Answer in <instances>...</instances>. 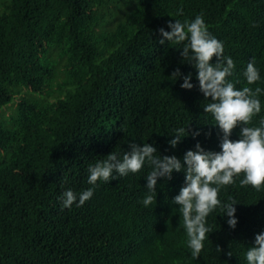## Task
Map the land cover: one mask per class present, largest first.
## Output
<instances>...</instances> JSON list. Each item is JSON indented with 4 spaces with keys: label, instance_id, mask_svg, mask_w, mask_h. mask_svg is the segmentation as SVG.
<instances>
[{
    "label": "trees",
    "instance_id": "16d2710c",
    "mask_svg": "<svg viewBox=\"0 0 264 264\" xmlns=\"http://www.w3.org/2000/svg\"><path fill=\"white\" fill-rule=\"evenodd\" d=\"M201 13L234 61L227 79L264 90V0H0V264H247L248 248L264 233V186L241 187L244 174L219 192L223 203H238L236 228L213 211L198 259L173 203L184 172L159 179L148 207L146 165L98 181L83 206L62 210L64 191L93 187L90 164L114 151L122 156L132 143L181 162L197 143L222 151L223 133L203 109L211 98L183 62V45L159 43L160 28ZM253 57L261 79L249 85L243 73ZM177 68L191 73L193 89L170 78ZM258 99L261 112L249 127L264 119V91ZM245 126L230 139H241ZM181 128L188 135L172 148Z\"/></svg>",
    "mask_w": 264,
    "mask_h": 264
},
{
    "label": "clouds",
    "instance_id": "9594fccd",
    "mask_svg": "<svg viewBox=\"0 0 264 264\" xmlns=\"http://www.w3.org/2000/svg\"><path fill=\"white\" fill-rule=\"evenodd\" d=\"M178 14L182 15V9ZM167 27L171 31L159 29L160 35L164 37L159 43L163 45L167 41L183 45L179 50L183 62L187 61L197 70L199 89L206 100L211 98L212 102L204 105L203 109L204 113L212 114L215 126L223 133L220 143L222 151H205L197 143L195 151H187L181 162L175 156L157 155V149L151 144L144 143L141 147L132 143L131 151L124 152L122 156L114 151L104 160L90 164L87 182L93 187L79 194L71 189L64 191L61 196L62 210L71 209L74 204L77 207L83 206L93 197L98 181L110 182L117 177H126L129 173L137 174L146 165L151 171L146 176L148 194L142 204L148 207L156 202L159 179L171 180L173 172H184L185 186L180 189L173 203L180 206L179 212L188 237L187 246L191 249L192 257L198 259L204 248L206 234L213 232L206 220L213 211L219 208L233 230L238 224L235 207L238 203L231 197L229 202L223 203L219 199L221 186L233 185L234 177L239 179L241 174H244L239 179L241 187L251 185L260 191L264 186V119H261L260 127L248 126L261 112L258 97L264 90L259 87L253 90L247 86L237 89L227 79L234 75V61L224 55L223 43L211 35L202 13L191 22H169ZM243 75L249 85L261 79L255 57L248 62ZM181 77L184 80L181 88L191 90L195 87L191 83V73L183 76L179 68L170 78L177 80ZM241 124L246 125L241 128V139L232 141L230 136L233 130ZM187 135L183 128L176 130L175 136L169 141L170 146L177 147ZM193 135L199 136L200 133L195 132ZM216 250L222 252L219 246ZM228 255L231 256V252ZM246 260L247 264H264V233L256 235L254 246L246 252Z\"/></svg>",
    "mask_w": 264,
    "mask_h": 264
}]
</instances>
